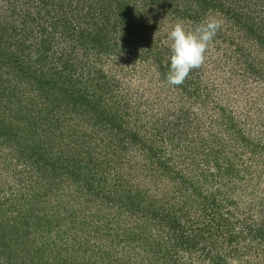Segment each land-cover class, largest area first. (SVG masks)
Returning a JSON list of instances; mask_svg holds the SVG:
<instances>
[{
	"label": "trees",
	"instance_id": "trees-1",
	"mask_svg": "<svg viewBox=\"0 0 264 264\" xmlns=\"http://www.w3.org/2000/svg\"><path fill=\"white\" fill-rule=\"evenodd\" d=\"M0 264H264V0H0Z\"/></svg>",
	"mask_w": 264,
	"mask_h": 264
},
{
	"label": "clouds",
	"instance_id": "clouds-1",
	"mask_svg": "<svg viewBox=\"0 0 264 264\" xmlns=\"http://www.w3.org/2000/svg\"><path fill=\"white\" fill-rule=\"evenodd\" d=\"M221 27L222 22L215 17H206L191 29H186L182 21L171 26L167 35L170 67L164 80L166 85H182L193 70L205 63L209 45Z\"/></svg>",
	"mask_w": 264,
	"mask_h": 264
}]
</instances>
